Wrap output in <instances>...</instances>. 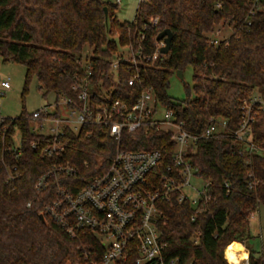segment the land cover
<instances>
[{
	"label": "trees",
	"instance_id": "1",
	"mask_svg": "<svg viewBox=\"0 0 264 264\" xmlns=\"http://www.w3.org/2000/svg\"><path fill=\"white\" fill-rule=\"evenodd\" d=\"M117 6L104 0H0V57L23 64V90L34 77L42 96L52 92L55 98L75 100L71 86L84 73L83 61L90 66L89 83L105 89L110 98L132 102L148 85L192 134H199L212 117L225 119L227 131H232L241 118L242 100L256 92L264 98V0H139L133 18L123 21L116 16ZM221 22L230 26L231 34L214 42L207 33ZM163 29L171 32L164 54L159 52L162 40L155 39ZM86 46L91 54L82 60ZM125 46L136 63L119 62L114 80L111 57ZM187 66L192 68V86L185 85V98L173 100L167 93L169 78ZM134 72L139 76L129 85ZM29 115L22 107L14 117L0 116V264H92L101 252L92 233L68 235L43 211L55 181L49 180L43 190L35 182L54 159L31 146L44 139L30 131ZM16 129L18 144L13 140ZM250 130L260 151L249 154L238 152L228 133L196 140L188 155L208 181V197L195 206L175 195L160 204L163 216L157 227L164 259L230 264L224 248L250 237L249 217L264 204L263 109L254 108ZM66 142V157L78 164L80 173L59 181L72 191L82 185V177L104 169L116 148L106 129L96 124L69 131ZM119 146L159 148L164 163L170 162L173 150L163 130L123 133ZM246 247L248 264H263L262 256ZM88 249H96V255L86 256ZM118 264L135 263L129 257Z\"/></svg>",
	"mask_w": 264,
	"mask_h": 264
},
{
	"label": "built area",
	"instance_id": "2",
	"mask_svg": "<svg viewBox=\"0 0 264 264\" xmlns=\"http://www.w3.org/2000/svg\"><path fill=\"white\" fill-rule=\"evenodd\" d=\"M125 47L128 57L110 61L114 80L119 62H131L128 65L131 67L136 63L130 47ZM156 55L155 51L152 58ZM82 65L84 73L76 77L71 86L76 91L75 100L60 95L52 105L47 104L52 110L44 105L29 115L30 131L44 139L42 143L32 141L31 146L39 147L44 155L54 159L35 182V188L43 190L49 180L55 181L52 197L44 203L43 211L68 235L74 236L78 231L92 233L101 248L98 260L92 264H118L129 257L135 264H182L176 256L163 258L164 243L158 239L157 227L163 216L160 204L169 202L173 195L177 201L186 198L194 206L200 198L208 197L205 193L208 181L198 174V166L188 155L194 151L197 139L228 133L237 143L238 152L260 151L252 142L250 125L254 108L264 110V98L256 92L242 100L241 118L232 131H227L225 119L212 117L199 134H192L183 128V122L175 118L171 108L158 101L150 86L142 87L132 102L110 98L101 89L89 90V86L92 87L88 81L90 66L85 61ZM138 76L137 72L131 74L128 84H134ZM8 86L9 82L3 80L0 93ZM48 121H54L55 126L43 132L44 123ZM84 124L105 128L116 142V148L104 169L82 177V185L72 191L59 181L80 173L78 164L66 157V139L69 131L77 133ZM138 130L168 132L173 143L170 162L164 163L159 148L124 149L119 146L123 133ZM86 165L84 163L85 168ZM195 178L201 179L203 184L196 185ZM72 185L77 187L76 183ZM187 189L192 193L186 192ZM85 252L86 256L97 253L96 249Z\"/></svg>",
	"mask_w": 264,
	"mask_h": 264
},
{
	"label": "rangeland",
	"instance_id": "3",
	"mask_svg": "<svg viewBox=\"0 0 264 264\" xmlns=\"http://www.w3.org/2000/svg\"><path fill=\"white\" fill-rule=\"evenodd\" d=\"M115 3V0H104ZM139 0H119L117 9L115 11L119 20H131L135 13V8ZM231 34V28L227 23H218L214 26L213 31L207 33L208 36L216 41L224 40ZM81 58L84 60L86 56L91 54V48L88 46L82 50ZM129 56L126 47L119 48L118 52L111 57V61H117L120 58H126ZM84 62V61H83ZM25 67L19 62L3 61L0 57V90L1 82L7 80L9 86L7 89L0 93V116L14 117L18 115L24 107L27 112H31L44 105L49 110H52L47 104H53L55 100L54 93L50 92L46 96H42L43 90L39 88V83L36 78H32L27 89L23 90ZM192 86V68L187 66L182 71V78H179L175 72L171 74L169 78V87L167 89L168 95L173 100H181L186 97V87ZM89 90H96L89 86ZM102 93H105L104 89H101ZM161 110V109H160ZM68 113V111H67ZM162 113V111H161ZM55 126L54 121H48L44 123L43 132H49V127ZM15 144L19 143V131L16 129L13 135ZM196 185L203 184V181L199 178L193 179ZM186 192L192 193V190L187 189ZM249 235L245 242L247 246L254 250L255 254H259L263 258L264 264V204H259L257 209L249 217Z\"/></svg>",
	"mask_w": 264,
	"mask_h": 264
},
{
	"label": "crops",
	"instance_id": "4",
	"mask_svg": "<svg viewBox=\"0 0 264 264\" xmlns=\"http://www.w3.org/2000/svg\"><path fill=\"white\" fill-rule=\"evenodd\" d=\"M230 244H233V245H238V247L236 248H233L232 249V252L234 253V255L236 256V259L238 262H233L234 260H231L229 257H227V249H230L228 248V246ZM238 255V256H237ZM224 256L225 258L227 259V261L230 263V264H248L247 262V258H248V249L246 247V242H241V241H232L230 242L225 248H224Z\"/></svg>",
	"mask_w": 264,
	"mask_h": 264
},
{
	"label": "water",
	"instance_id": "5",
	"mask_svg": "<svg viewBox=\"0 0 264 264\" xmlns=\"http://www.w3.org/2000/svg\"><path fill=\"white\" fill-rule=\"evenodd\" d=\"M104 14L106 15V7H104ZM171 38V32L168 29H163L162 31H160L155 39L156 40H162L163 45L160 46L159 48V52L160 53H166L169 47V41ZM175 74L179 77L182 78V71L181 70H176ZM40 217L43 219V215L41 214Z\"/></svg>",
	"mask_w": 264,
	"mask_h": 264
},
{
	"label": "bare ground",
	"instance_id": "6",
	"mask_svg": "<svg viewBox=\"0 0 264 264\" xmlns=\"http://www.w3.org/2000/svg\"><path fill=\"white\" fill-rule=\"evenodd\" d=\"M226 253H227V257H229L231 260H234L233 262H238L236 256L232 252V249H227Z\"/></svg>",
	"mask_w": 264,
	"mask_h": 264
}]
</instances>
